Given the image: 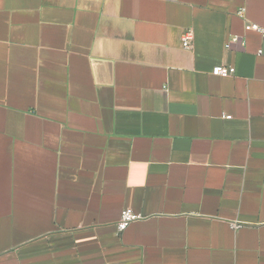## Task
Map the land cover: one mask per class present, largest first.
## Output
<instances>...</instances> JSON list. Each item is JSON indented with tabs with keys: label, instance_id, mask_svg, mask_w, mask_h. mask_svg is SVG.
I'll return each mask as SVG.
<instances>
[{
	"label": "crops",
	"instance_id": "1",
	"mask_svg": "<svg viewBox=\"0 0 264 264\" xmlns=\"http://www.w3.org/2000/svg\"><path fill=\"white\" fill-rule=\"evenodd\" d=\"M249 24L264 0H0V264H264Z\"/></svg>",
	"mask_w": 264,
	"mask_h": 264
},
{
	"label": "built area",
	"instance_id": "2",
	"mask_svg": "<svg viewBox=\"0 0 264 264\" xmlns=\"http://www.w3.org/2000/svg\"><path fill=\"white\" fill-rule=\"evenodd\" d=\"M246 31H254V32H258L262 35V37L264 38V29H262L261 27H259L256 24H249L246 26ZM192 32L189 31L186 33L185 39H184V43L183 46L186 49H190L191 48V40H192ZM263 51H259V55H262ZM214 76L217 77H231L235 74V69L232 67H227V66H222V67H217L214 69L213 73ZM227 119H231V117H226ZM122 218L120 220V222L117 225V228L120 232L124 231L127 229V227L135 222L138 221L140 219H142L141 216L139 215H135V213H132V210H126L124 212H122Z\"/></svg>",
	"mask_w": 264,
	"mask_h": 264
}]
</instances>
